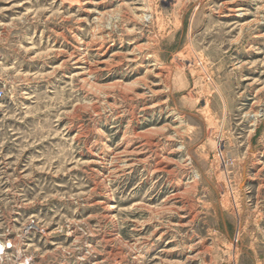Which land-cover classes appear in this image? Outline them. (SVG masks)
Here are the masks:
<instances>
[{
  "label": "rangeland",
  "instance_id": "1",
  "mask_svg": "<svg viewBox=\"0 0 264 264\" xmlns=\"http://www.w3.org/2000/svg\"><path fill=\"white\" fill-rule=\"evenodd\" d=\"M31 221L33 264H264V0H0V240Z\"/></svg>",
  "mask_w": 264,
  "mask_h": 264
},
{
  "label": "built area",
  "instance_id": "2",
  "mask_svg": "<svg viewBox=\"0 0 264 264\" xmlns=\"http://www.w3.org/2000/svg\"><path fill=\"white\" fill-rule=\"evenodd\" d=\"M35 224L31 221L25 225L14 239L9 238L11 235L7 234L0 240V264H33V258L28 256L26 249L24 250L23 242L29 236L40 233V228Z\"/></svg>",
  "mask_w": 264,
  "mask_h": 264
},
{
  "label": "bare ground",
  "instance_id": "3",
  "mask_svg": "<svg viewBox=\"0 0 264 264\" xmlns=\"http://www.w3.org/2000/svg\"><path fill=\"white\" fill-rule=\"evenodd\" d=\"M156 65V64H155ZM156 67V66H155ZM160 74V73H159ZM157 77V76H156ZM137 84V83H136ZM155 107V106H154ZM140 135V134H139ZM144 136V135H143ZM142 137V136H141ZM134 138V137H133ZM125 141V140H124ZM147 143V142H146ZM152 144V143H151ZM147 145V144H146ZM142 146V145H141ZM127 147V146H126ZM125 150V149H124ZM127 151V150H126ZM129 152V151H128ZM140 153V152H139ZM138 152L137 153H133V152H131V154H139ZM130 154V153H129ZM118 155V154H117ZM115 157V156H114ZM119 157V156H118ZM150 157V156H149ZM166 158V157H165ZM114 159V158H113ZM141 161V160H140ZM145 161V160H144ZM170 164V163H169ZM161 166V165H160ZM155 168V167H154ZM131 169V168H130ZM158 170V169H157ZM116 171V170H115ZM155 171V170H154ZM160 171V170H159ZM171 171V170H170ZM156 172H158V171H156ZM169 175V174H168ZM186 185V184H185ZM179 197V196H178ZM178 197H176V198H178ZM107 208V207H106ZM111 209H114V208H111ZM148 223V222H147ZM107 244V243H106ZM136 246H137V244H136ZM137 257V256H136ZM140 257V256H139ZM144 257V256H143ZM136 263V262H135Z\"/></svg>",
  "mask_w": 264,
  "mask_h": 264
}]
</instances>
